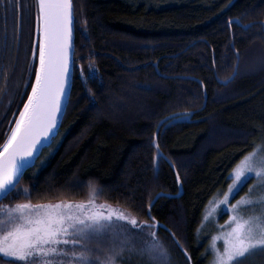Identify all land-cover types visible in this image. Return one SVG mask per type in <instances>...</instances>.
I'll return each mask as SVG.
<instances>
[{
    "label": "trees",
    "instance_id": "16d2710c",
    "mask_svg": "<svg viewBox=\"0 0 264 264\" xmlns=\"http://www.w3.org/2000/svg\"><path fill=\"white\" fill-rule=\"evenodd\" d=\"M34 2L19 0L9 12L0 0V133L26 98ZM73 7L71 103L19 182L30 195L14 191L0 204L87 199L92 184L103 189L96 198L138 220L149 219L152 202L175 264H209L211 231L199 234L205 207L242 156L264 144V0H73ZM89 63L97 73L85 82L79 66L87 75ZM240 264H264V255Z\"/></svg>",
    "mask_w": 264,
    "mask_h": 264
},
{
    "label": "snow or ice",
    "instance_id": "6c2138e0",
    "mask_svg": "<svg viewBox=\"0 0 264 264\" xmlns=\"http://www.w3.org/2000/svg\"><path fill=\"white\" fill-rule=\"evenodd\" d=\"M20 6L19 0H6L9 12ZM33 7V42L23 81L26 91L20 93L26 98L19 102L22 106L12 113L8 127L0 133V200L14 191L16 195H30L26 188L18 189L19 182L24 172L35 166L39 153L47 147L45 141L50 142V134L71 103L70 84L76 68L73 29L77 23L73 0H35ZM96 73L92 63L88 64L87 75L79 66L85 82L95 79ZM3 125L4 121H0V127ZM152 143L160 158H166L157 142ZM253 176L264 183V144L242 156L228 175L231 183L227 190L216 194L205 207L204 220L213 216L218 207L231 213L221 230L211 237L212 264H240L246 254L264 251V212L241 214L240 206L252 203L250 196L229 203L230 196H235ZM176 179L179 182V172ZM102 192V188L89 184L87 199L0 204V257L11 264H118L133 235L147 230L149 239L143 241L142 251L157 264H167V249L154 231L158 222L151 215L152 202L149 219L138 220L119 206L98 203L96 197ZM159 195L163 193L157 198ZM105 237L111 242L101 248ZM218 240H222V247H217ZM181 249L190 261L187 249L182 245Z\"/></svg>",
    "mask_w": 264,
    "mask_h": 264
},
{
    "label": "rangeland",
    "instance_id": "374dc122",
    "mask_svg": "<svg viewBox=\"0 0 264 264\" xmlns=\"http://www.w3.org/2000/svg\"><path fill=\"white\" fill-rule=\"evenodd\" d=\"M262 144L263 143H259L258 145H262ZM230 183H231V180H230ZM226 190H227V188L224 191H226ZM224 191L219 192V193H223ZM215 196H216V194L212 197V199ZM241 196H250L251 200H252L251 204L240 206L241 214L260 215L262 212H264V183H261L257 179L256 176H253L251 179H248L247 182L240 189V191L238 193H236L235 196H230L229 203H235V201L239 200ZM96 199H97L98 203L104 202L102 200H99L98 198H96ZM111 205H113V204H111ZM114 206H117V205H114ZM230 214L231 213L228 211L222 212L221 208L218 207L216 209V212L213 214V216L209 217L207 220H204V219L201 220L200 228H199V234H201L202 232L208 233L207 231H209V232L211 231L210 232L211 236L210 235L208 236L209 240L207 243V251H208L209 256H210L209 264H212V259H213V253L209 250L210 245L212 243L211 237L213 235H215L218 231L221 230V226L224 225L225 221L228 219V216ZM203 216H204V214H203ZM203 216H202V218H203ZM121 223H126V222H121ZM116 227L118 229L119 225H117ZM132 227H134V226H132ZM211 227H213V229ZM209 228H210V230H209ZM206 229H208V230H206ZM154 231L156 233V236H158V232H157L156 228ZM146 239H149V237L147 236V230L137 231L133 235V237L131 238L129 245L127 247H125L124 251L122 252V254H121L122 258L118 260V264H136V263L137 264H157V262L154 261L152 259V257L146 251H142L143 241ZM159 240L161 241L163 246L167 249V252H168L167 264H175L174 259L172 258V253L170 251L169 245L161 237H159ZM110 242L111 241L108 237L102 238V242L100 244V247L104 248ZM222 243H223L222 240L216 241L217 247H222ZM95 255H99V253H96ZM263 255H264V251H260V250L253 251L251 255L246 254L244 258H241L240 263H242L243 261H246V260L247 261L248 260L249 261L255 260L256 258L261 257ZM184 256H185V254H184ZM7 260H9V259H7ZM138 261H139V263H138ZM187 264H189L188 261H187Z\"/></svg>",
    "mask_w": 264,
    "mask_h": 264
},
{
    "label": "water",
    "instance_id": "95a60500",
    "mask_svg": "<svg viewBox=\"0 0 264 264\" xmlns=\"http://www.w3.org/2000/svg\"><path fill=\"white\" fill-rule=\"evenodd\" d=\"M73 40H74V46H75V40H76V36H75V26H74V29H73ZM72 87H73V79H72V81H71V84H70V91H72ZM68 106V105H67ZM67 110V109H66ZM65 113H66V111L64 112V114L62 115V118H61V120L60 121H58V124H57V127H56V129L50 134V136H51V140H50V142H48V141H45V143L47 144V146L48 145H50L51 143H52V140H53V138L56 136V134H57V132H58V130H59V128H60V126H61V124H62V121H63V118H64V116H65ZM45 148V147H44ZM43 148V149H44ZM41 153H39V155H40ZM39 155H38V157H39ZM38 157H37V159H38ZM37 161V160H36ZM29 169V168H28ZM27 169V170H28ZM26 172V171H25ZM25 172H24V174H25ZM22 179V178H21ZM21 181V180H20ZM6 198V197H5ZM2 200H0V202H1Z\"/></svg>",
    "mask_w": 264,
    "mask_h": 264
}]
</instances>
